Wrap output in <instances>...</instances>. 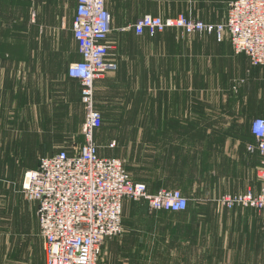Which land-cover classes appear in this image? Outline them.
I'll return each instance as SVG.
<instances>
[{"label": "crops", "instance_id": "obj_1", "mask_svg": "<svg viewBox=\"0 0 264 264\" xmlns=\"http://www.w3.org/2000/svg\"><path fill=\"white\" fill-rule=\"evenodd\" d=\"M229 1L139 0L135 7V0H117L114 3L106 0L112 23L113 20L118 23L109 35L111 58L117 62L118 69L96 81V103L104 118L109 120V125L120 127L121 147H124V142L126 146L129 144V140L124 138L126 134L135 136V160L138 163L141 160L147 166L144 173L151 167L149 173L170 175L158 180L148 177L135 179L147 183L150 192L160 189L186 191L185 184H191L193 172L217 175L224 186L210 189L209 192L214 194L243 193L249 188L258 193L261 189L257 176L261 156L258 152H250L247 145L256 143L251 131L252 119L264 117V67L252 65L246 54L234 52L229 39L219 42L214 34H198L204 38L212 36L213 44L209 45L205 40L187 37L189 34L177 28L154 36L147 32L138 35L132 28L137 18L144 14L168 17L184 13L208 23L225 22ZM61 2L55 0L56 5L53 8L50 5L44 12L48 17H40V21L55 31L59 45L65 42L72 51H77V57L66 55L63 59L64 70L59 75V85H72L73 90L81 93L80 81L68 74L69 62L81 59L72 29L77 0H73L72 7L66 9ZM117 12L125 17H115ZM66 30H72V38L66 37ZM13 57L6 56V60L17 61ZM215 60L221 63L219 72L222 76L230 74L229 77H235L232 85L202 84L209 68L208 61H213L215 68ZM33 74L36 73L31 68H0V109L10 107V117H6L8 121L5 122L9 126L42 125L53 116L49 112L55 109L53 104H31L28 91L33 84L47 85L46 77ZM33 77H39V80L33 81ZM253 82H256V87H253ZM208 94L216 96L207 97ZM213 99L216 112L215 116H209L210 109L206 105L209 106L208 101L212 103ZM3 102L5 105L2 107ZM62 102L65 103L59 104V125L62 124L59 147L71 141L67 137L75 135L70 121L72 104L64 96ZM84 119L82 116L79 123L81 132ZM99 130L95 133L96 140ZM21 131L25 135L23 145L19 139L9 141L10 150L14 153L12 156L16 158L48 157L61 150L46 146L37 147L32 153L30 147L26 148L27 143H42V139L29 137L35 134L30 128ZM45 133L41 132L40 136ZM67 148L69 152L76 153L80 147L68 144ZM193 166L196 171H193ZM153 181L155 184H151ZM186 211H191V203ZM238 218V215L230 213L150 214L144 217L141 225H127L124 237L127 241L135 238V264H232L240 253V243L234 237V232L240 228ZM36 219L40 234L37 211ZM39 236L40 261L45 264L44 239Z\"/></svg>", "mask_w": 264, "mask_h": 264}, {"label": "built area", "instance_id": "obj_2", "mask_svg": "<svg viewBox=\"0 0 264 264\" xmlns=\"http://www.w3.org/2000/svg\"><path fill=\"white\" fill-rule=\"evenodd\" d=\"M225 22L208 23L188 15L161 17L144 14L132 28L138 35L154 36L170 28L184 34H214L218 40L229 36L234 51L248 56L252 65L264 67V0H230ZM112 15L106 0H77L73 34L81 59L68 68L70 77L81 83V99L86 108L82 125L84 142L71 153L61 149L39 159L38 166L24 175L23 192L38 205L40 235L44 239L45 264H99L107 239L123 232L126 199L143 200L154 210L180 212L189 199L179 189L150 192L147 184L134 181L123 161L103 156L95 133L103 125V114L95 104V85L108 72L118 69L111 58ZM251 131L261 164L258 193L223 194L214 201L229 209L236 206L264 210V117L255 118ZM116 140L109 148L116 147Z\"/></svg>", "mask_w": 264, "mask_h": 264}, {"label": "rangeland", "instance_id": "obj_3", "mask_svg": "<svg viewBox=\"0 0 264 264\" xmlns=\"http://www.w3.org/2000/svg\"><path fill=\"white\" fill-rule=\"evenodd\" d=\"M72 1L62 0L61 6L63 9L68 6L71 8L73 5ZM112 2H117V0H112ZM50 5L53 8L56 5L55 0H0V68L9 69V66H11V69L13 67L17 69L31 68L36 73L33 76L42 75L46 77L47 85L39 86L33 84L32 88L29 89L31 104L34 106L40 103H47L49 105L53 104L55 108L49 111L53 116L47 122L30 127L7 125L5 122L8 121L6 117H10V107L8 106L9 109H7V106H5L6 108L0 109V264H41V238L36 219L37 202L29 199L22 188L25 173L36 167L40 158H16L12 156L14 153L10 150L9 141L19 139L20 144L23 145L25 140L24 142L22 140L25 135H23L21 130L30 128L35 134L33 136L29 135V137L42 139V143L32 141L27 143L26 148L30 147L32 153L37 147L49 146L53 150H59L68 149V144L72 147H77L78 145L80 147L84 142V136L80 130L81 126L79 128L82 116L86 115V108L79 95L81 93L77 90L75 91V89L73 90L74 86L72 85H68V87L59 85V75L64 70L63 59L66 55L68 57L72 56V58L77 57V51L75 49L72 51L71 46L65 42L59 45L55 31L47 28L43 21H40V17L41 19L48 17L44 12L50 8ZM138 5L139 0H135L134 6L137 7ZM120 15L122 14L115 13V17H120ZM180 15L186 14L179 13L168 17ZM126 16L132 15L126 14ZM122 17L125 16L122 15ZM117 25L118 23L113 20L112 32L115 31V26ZM65 32H67L66 37L72 38V30H66ZM196 34H189L187 37L193 40H205L209 45L213 44L212 36L204 38ZM225 39L230 40L228 35H226ZM217 41L221 42L223 40L217 39ZM72 52L73 55H71ZM6 56H14L17 61H7ZM24 57H26L25 61ZM75 60H79V58ZM72 61L69 62V65ZM213 64V61H208L209 68L206 70V78L202 79V84L208 86L232 85V80L235 77H229L230 74L222 76L219 72L221 63L215 60V68H213ZM39 72L42 73L39 74ZM35 79L39 80V77ZM35 79L33 77V81ZM253 87H256V82H253ZM63 96L72 104L73 114L70 121L72 123L71 129L75 135L67 137L68 141L71 140L72 142H65L63 143L64 145H61L62 147H59V144L62 143L59 141V129L62 128V124L59 125V104L65 103L62 102ZM206 96L215 98L216 95L208 94ZM96 99L95 90V104L98 108ZM208 104L209 106L206 105V107L210 109L209 116H215V100L213 99L212 103L208 101ZM4 105L5 102L2 103V107ZM253 105H257V103H253ZM108 121L104 118L103 125L98 131L97 143L100 146L101 155L106 156L108 154L120 158L133 180L144 179V177L154 180L155 178L160 179L162 176L170 177V175L149 173L151 167H149L147 173H144L147 166H144L141 160H139L141 165H139L138 160H135V136L130 133L126 134L124 138L129 140V144L126 146L124 142V147H121L120 127L110 126ZM78 128L79 131H76ZM37 131L40 133L46 131L47 134L40 136ZM113 140L117 141L116 148L109 151L107 149L108 145ZM105 150L107 151L106 153H104ZM150 165H152L151 162ZM195 167L193 166V171L197 170ZM200 169L202 170V168ZM258 171L259 168L257 176ZM152 183L155 184V181ZM223 184V182L218 180L217 175L193 172L191 184H188V182L185 184L187 187L186 191L180 190L189 199L191 211H154L143 200L126 199L122 213L124 230L121 234L107 239L103 247L100 264H110L112 262L116 264H119V262L135 264V238L131 237L129 238L131 240L127 241L124 237L127 225H141L144 217L150 214L186 212L238 215L240 228L234 232V237H237L240 243V253L238 254V260L234 258V263L232 264H264V210L239 206L229 209L228 207L218 206L214 201L218 192L214 194L209 192V190L219 187L223 188ZM194 186H196V189ZM222 264L229 263L225 262Z\"/></svg>", "mask_w": 264, "mask_h": 264}]
</instances>
